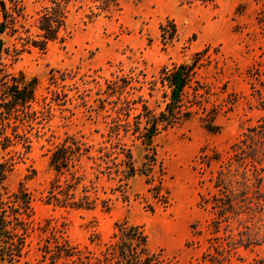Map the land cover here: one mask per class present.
<instances>
[{
	"label": "rangeland",
	"instance_id": "374dc122",
	"mask_svg": "<svg viewBox=\"0 0 264 264\" xmlns=\"http://www.w3.org/2000/svg\"><path fill=\"white\" fill-rule=\"evenodd\" d=\"M42 2L28 0L30 23ZM162 23H176L173 38L162 34ZM5 39L8 45L16 42L9 35ZM263 57L264 0H216L213 4L121 0V8L109 15H92L89 6H72L65 41L51 42L45 50L32 47L11 66L15 73L22 71L38 79L37 100L30 120L21 116V122L9 128L18 134H10L7 147L0 137V162L9 167L0 195L7 199L31 175L25 186L33 197V227L20 260L10 252L1 259L0 253V264H43V254L54 246L55 232L81 249L87 247L94 256H102L115 222L124 219L143 227L149 249L161 254L163 263L191 264L201 254L210 218L209 211L198 204L199 192L209 195L215 191L213 179L221 165L244 170L237 162H229L232 145L264 119V81L249 73ZM190 64L193 85L187 95L197 102L189 108L191 115L161 130L152 149L132 132L124 136L139 168L129 179L126 198L117 191L113 198L118 197L107 210L101 206L66 209L45 202L53 175L49 156L56 144L76 134L96 147L109 146L106 134L117 114L118 95L107 89L108 84L130 82L123 94L136 103L143 94L150 108L160 112L166 104L165 87L157 81L161 70ZM52 74L66 78L55 83ZM209 123L214 131L207 128ZM203 151L218 158L206 163ZM148 152L152 157L145 163ZM258 152L264 157V148ZM146 165L152 168L145 170ZM260 165L247 161L246 170ZM148 169L154 183L162 182L163 192H169L164 198L167 204L149 190ZM115 183L102 177L101 195H112ZM260 202H251L250 213L242 215V222H234L235 226L242 223L240 228L248 225L259 238L258 244L240 248L246 261H264V201ZM55 264L75 263L60 259Z\"/></svg>",
	"mask_w": 264,
	"mask_h": 264
},
{
	"label": "trees",
	"instance_id": "16d2710c",
	"mask_svg": "<svg viewBox=\"0 0 264 264\" xmlns=\"http://www.w3.org/2000/svg\"><path fill=\"white\" fill-rule=\"evenodd\" d=\"M195 1L213 4L216 0ZM75 5L89 6L92 15H109L121 8V0H43L32 23L27 12L28 0H0V137L3 147H7L5 141L10 134H18L17 131L9 132V128L14 129L21 122V116H27L24 121L30 120V115L35 111L33 103L37 100L38 79L28 78L22 71L15 73L11 66L32 47L45 50L51 42L65 41L67 20ZM160 28L169 39L177 33L176 23H162ZM5 35L14 37L16 42L8 45ZM249 73L256 80L264 81V57L253 63ZM59 78L66 77L64 74L51 75L55 83ZM158 80L165 87L166 102L164 110L160 112L150 108L143 94L139 95L142 99L139 103L123 94L130 82L109 81L113 86L108 84L107 89L118 95L117 114L106 134L109 146L96 147L76 134L67 135L56 144L49 156L53 175L45 195L47 204L74 210H94L101 206L107 210L112 206L113 199L118 197L113 198L117 191L127 197L129 179L138 173L139 168L134 163L131 148L124 141L125 134L132 132L148 149H152L154 137L169 125L189 117L190 106L197 103L188 100L187 95L188 88L193 85V64L173 68L165 66ZM207 128L214 131V125L210 123ZM26 146L29 148L28 143ZM232 147L229 162H237L244 170L240 171L238 166L234 168L230 164L221 165L213 179L215 191H210L209 195L199 192L198 204L209 211L210 218L201 254L191 264H264L262 259L246 261L241 257L240 248L258 244L259 238L248 225L240 228L242 223L236 226L234 223L236 220L242 222V215L250 213L253 209L251 202L260 204V200L264 201V157L259 156L258 152L264 148V119L249 127L244 137L233 143ZM202 156L206 163L218 158L205 151ZM150 157L152 155L146 153L145 163ZM247 161L261 165L253 171L249 168L248 172ZM6 164L0 162V185L4 184L9 172ZM151 164L148 163L149 166ZM148 165L145 170L152 168ZM146 174L149 190L154 192V197L162 198L167 204L164 198L169 197V192H163V183L155 184L152 173L149 171ZM30 176L26 175L25 179ZM102 177L116 182L112 195H101L99 183ZM25 179L7 199L0 195L1 259L10 252L19 261L33 227V197L25 186ZM151 210H154L153 207ZM55 234L54 246H49L50 250L43 254V264H55L60 259H73L75 264H167L163 263L161 254L149 249L148 235L143 227L127 219L115 222L114 232L106 242L102 256H94L87 247L81 249L62 234Z\"/></svg>",
	"mask_w": 264,
	"mask_h": 264
}]
</instances>
